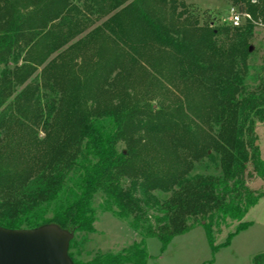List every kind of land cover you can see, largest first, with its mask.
<instances>
[{
  "label": "trees",
  "instance_id": "1",
  "mask_svg": "<svg viewBox=\"0 0 264 264\" xmlns=\"http://www.w3.org/2000/svg\"><path fill=\"white\" fill-rule=\"evenodd\" d=\"M233 2L254 21L201 23L184 0H0V225L74 232L73 264H147V238L164 251L197 225L213 254L231 245L264 197V0ZM98 195L141 240L85 261Z\"/></svg>",
  "mask_w": 264,
  "mask_h": 264
},
{
  "label": "rangeland",
  "instance_id": "2",
  "mask_svg": "<svg viewBox=\"0 0 264 264\" xmlns=\"http://www.w3.org/2000/svg\"><path fill=\"white\" fill-rule=\"evenodd\" d=\"M191 10L199 17L201 23L214 22L216 26L228 25V16L233 0H184ZM256 37L252 41L255 51V62L261 63L264 54V25L255 23ZM255 71V70H254ZM259 84V83H258ZM257 84V85H258ZM255 145L259 147L264 158V121L258 120L255 125ZM207 166L211 169L206 170ZM215 165L208 160L203 166L198 165L194 173L215 172ZM219 173V171H217ZM252 186L264 190V179H255ZM162 198L165 194H159ZM97 219L94 223V231L91 234L78 233V241L82 249L80 257L87 261L98 254L109 252L118 253L124 250L134 241H140L141 236L134 231L128 221H123L113 215L110 211L104 212L101 204L104 199L97 196ZM251 222V225L238 233L231 245L222 247L216 254H213L212 245L208 240L206 229L197 225L190 232L174 237L162 251V243L158 238L149 237L146 239L148 251L147 264H254L253 257L264 252V197L260 202L250 209L244 219ZM238 224L231 223L229 226H222L218 233L215 229V245L222 244L231 232L237 230ZM76 257H79L75 250ZM213 259V261H210Z\"/></svg>",
  "mask_w": 264,
  "mask_h": 264
},
{
  "label": "water",
  "instance_id": "3",
  "mask_svg": "<svg viewBox=\"0 0 264 264\" xmlns=\"http://www.w3.org/2000/svg\"><path fill=\"white\" fill-rule=\"evenodd\" d=\"M74 237L53 224L28 229L0 225V264H73L69 245Z\"/></svg>",
  "mask_w": 264,
  "mask_h": 264
},
{
  "label": "built area",
  "instance_id": "4",
  "mask_svg": "<svg viewBox=\"0 0 264 264\" xmlns=\"http://www.w3.org/2000/svg\"><path fill=\"white\" fill-rule=\"evenodd\" d=\"M256 2V0H253ZM248 21H254V17L252 14L248 12H243L239 6L233 5L230 7L229 16H228V23L232 26H241Z\"/></svg>",
  "mask_w": 264,
  "mask_h": 264
},
{
  "label": "crops",
  "instance_id": "5",
  "mask_svg": "<svg viewBox=\"0 0 264 264\" xmlns=\"http://www.w3.org/2000/svg\"><path fill=\"white\" fill-rule=\"evenodd\" d=\"M251 223V222H250ZM230 246V245H229Z\"/></svg>",
  "mask_w": 264,
  "mask_h": 264
}]
</instances>
